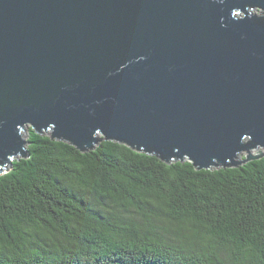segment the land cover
<instances>
[{"label": "water", "instance_id": "1", "mask_svg": "<svg viewBox=\"0 0 264 264\" xmlns=\"http://www.w3.org/2000/svg\"><path fill=\"white\" fill-rule=\"evenodd\" d=\"M163 162L264 157V0H0V171L23 133Z\"/></svg>", "mask_w": 264, "mask_h": 264}, {"label": "trees", "instance_id": "2", "mask_svg": "<svg viewBox=\"0 0 264 264\" xmlns=\"http://www.w3.org/2000/svg\"><path fill=\"white\" fill-rule=\"evenodd\" d=\"M0 171V264H264V157L197 170L28 129Z\"/></svg>", "mask_w": 264, "mask_h": 264}, {"label": "rangeland", "instance_id": "3", "mask_svg": "<svg viewBox=\"0 0 264 264\" xmlns=\"http://www.w3.org/2000/svg\"><path fill=\"white\" fill-rule=\"evenodd\" d=\"M28 129H29V128H28ZM23 135H25V136H24V139H27V138H28V133H27V132H24Z\"/></svg>", "mask_w": 264, "mask_h": 264}]
</instances>
